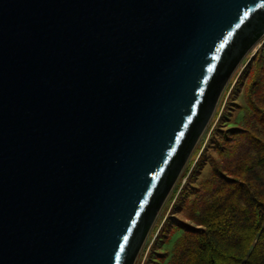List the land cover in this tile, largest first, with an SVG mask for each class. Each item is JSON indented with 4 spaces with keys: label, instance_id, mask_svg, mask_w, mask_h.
Masks as SVG:
<instances>
[{
    "label": "water",
    "instance_id": "95a60500",
    "mask_svg": "<svg viewBox=\"0 0 264 264\" xmlns=\"http://www.w3.org/2000/svg\"><path fill=\"white\" fill-rule=\"evenodd\" d=\"M264 0H0V264H134Z\"/></svg>",
    "mask_w": 264,
    "mask_h": 264
},
{
    "label": "trees",
    "instance_id": "16d2710c",
    "mask_svg": "<svg viewBox=\"0 0 264 264\" xmlns=\"http://www.w3.org/2000/svg\"><path fill=\"white\" fill-rule=\"evenodd\" d=\"M236 79L143 264H264V41Z\"/></svg>",
    "mask_w": 264,
    "mask_h": 264
},
{
    "label": "rangeland",
    "instance_id": "374dc122",
    "mask_svg": "<svg viewBox=\"0 0 264 264\" xmlns=\"http://www.w3.org/2000/svg\"><path fill=\"white\" fill-rule=\"evenodd\" d=\"M264 41V35L261 39H259L253 46L252 48L245 54V56L242 58V60L239 62V64L234 68L233 72L231 73L227 83L225 84L220 97L218 99L217 105L215 107V110L213 112V115L208 123V125L206 126L207 130H209L207 132V134H209L210 129L212 127V125L214 124V121L212 123L213 120V116L215 112H219L220 108H219V104H222L226 98V95L229 93L230 89H232V85L235 83V81L237 80L236 77L238 76L240 70L243 68L244 66V62H246L259 48V46L261 45V43ZM211 124V125H210ZM205 128V129H206ZM205 132V130H204ZM204 132L202 133V135L204 134ZM202 135L200 136V138L202 137ZM199 138V139H200ZM199 141V140H198ZM200 142H197L195 147L193 148V152H191V154L189 155L180 175L178 176L177 180L175 181L172 189L170 190L169 194L167 195L165 201L163 202V205L160 209V211L158 212L152 226L151 229L149 230L147 237L141 247V250L138 254V256L135 259L134 264H143V262L146 260L148 252L150 251L151 247H152V243L154 238L156 237V231H158V228L160 227L162 221L164 220V218L168 215L170 209L172 208V205H174L175 199L177 197V192L179 189V186L181 184L184 183V181L186 180V177L184 176V172L187 173L186 167L188 164H190L191 166V162L193 161V158L196 157V155H194V151L196 149H200ZM201 150V149H200ZM194 155V156H193ZM190 162V163H189ZM190 166H188L190 168ZM158 225V227H157ZM156 227V229L154 230V228Z\"/></svg>",
    "mask_w": 264,
    "mask_h": 264
},
{
    "label": "clouds",
    "instance_id": "9594fccd",
    "mask_svg": "<svg viewBox=\"0 0 264 264\" xmlns=\"http://www.w3.org/2000/svg\"><path fill=\"white\" fill-rule=\"evenodd\" d=\"M141 250V249H140ZM140 252V251H139ZM139 254V253H138ZM138 256V255H137Z\"/></svg>",
    "mask_w": 264,
    "mask_h": 264
}]
</instances>
